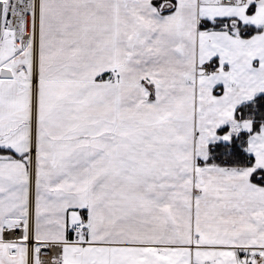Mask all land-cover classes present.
I'll use <instances>...</instances> for the list:
<instances>
[{"label": "snow or ice", "instance_id": "1", "mask_svg": "<svg viewBox=\"0 0 264 264\" xmlns=\"http://www.w3.org/2000/svg\"><path fill=\"white\" fill-rule=\"evenodd\" d=\"M0 264H264V0H0Z\"/></svg>", "mask_w": 264, "mask_h": 264}]
</instances>
